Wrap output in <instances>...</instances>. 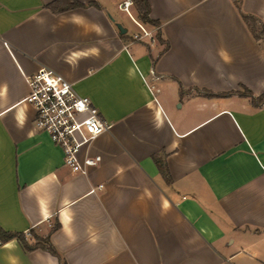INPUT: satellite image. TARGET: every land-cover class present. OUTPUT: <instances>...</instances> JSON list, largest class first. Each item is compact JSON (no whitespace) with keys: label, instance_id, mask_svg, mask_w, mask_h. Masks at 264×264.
Instances as JSON below:
<instances>
[{"label":"crops","instance_id":"obj_1","mask_svg":"<svg viewBox=\"0 0 264 264\" xmlns=\"http://www.w3.org/2000/svg\"><path fill=\"white\" fill-rule=\"evenodd\" d=\"M123 1L0 0V228L59 257L12 239L0 264H264V103L240 96L264 94V0H147L157 26ZM40 68L111 125L85 174L34 128Z\"/></svg>","mask_w":264,"mask_h":264},{"label":"built area","instance_id":"obj_2","mask_svg":"<svg viewBox=\"0 0 264 264\" xmlns=\"http://www.w3.org/2000/svg\"><path fill=\"white\" fill-rule=\"evenodd\" d=\"M132 5V0H124L118 7L131 17L129 8ZM135 24L140 33L134 35V40L153 39L142 26ZM26 82L29 93L24 102L35 113L34 128L46 133L51 143L61 150L64 167L72 173L85 174L98 165L101 158L91 155L90 149L111 125L102 119L92 101L78 95L71 83L47 68H40L28 76Z\"/></svg>","mask_w":264,"mask_h":264},{"label":"trees","instance_id":"obj_3","mask_svg":"<svg viewBox=\"0 0 264 264\" xmlns=\"http://www.w3.org/2000/svg\"><path fill=\"white\" fill-rule=\"evenodd\" d=\"M133 2L135 4V7H136V10L138 13V20L142 24H149L152 26L158 25V23L156 21H152L149 18V5H148L147 0H133ZM71 6H72L71 8L82 7V5H78L76 3H73ZM242 19L246 22V24H248V26L251 29L252 34L254 35V37L256 39H259L261 37V35H264V29L259 27L253 18L242 15ZM231 94H233V93H227L224 95H222V94L221 95H213V94L204 92V97L209 98V99L222 98V97L230 96ZM240 96L250 98L251 103L254 106H259L260 104L264 103V94L260 95L257 98H254V97H252V94L250 92L244 91L243 93H240ZM156 162L158 164V168L160 169V172H162L164 177H167L165 174L163 165L159 161H156ZM12 239H16L17 242L26 251H31V250L39 248V249H42L44 251L49 252L53 256L58 257L56 251L54 250V248L51 245H49L47 239H41V238L34 237L36 243L33 244L32 246H30V245H28V243L26 241V237L23 233L7 232V231H4L0 228V244L8 242ZM59 264H65V263L60 261Z\"/></svg>","mask_w":264,"mask_h":264},{"label":"water","instance_id":"obj_4","mask_svg":"<svg viewBox=\"0 0 264 264\" xmlns=\"http://www.w3.org/2000/svg\"><path fill=\"white\" fill-rule=\"evenodd\" d=\"M117 28H118V30H119V31H121L122 33H124V32H125V31L122 29V27H121V26H119V25H118V26H117Z\"/></svg>","mask_w":264,"mask_h":264}]
</instances>
